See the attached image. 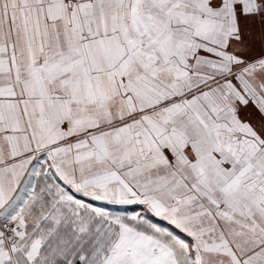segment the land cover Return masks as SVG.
Listing matches in <instances>:
<instances>
[{"label":"snow or ice","instance_id":"1","mask_svg":"<svg viewBox=\"0 0 264 264\" xmlns=\"http://www.w3.org/2000/svg\"><path fill=\"white\" fill-rule=\"evenodd\" d=\"M0 264H264V0H0Z\"/></svg>","mask_w":264,"mask_h":264}]
</instances>
